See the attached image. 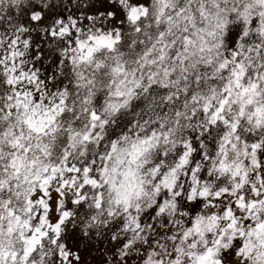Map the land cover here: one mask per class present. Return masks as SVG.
Listing matches in <instances>:
<instances>
[{
  "label": "snow or ice",
  "instance_id": "snow-or-ice-1",
  "mask_svg": "<svg viewBox=\"0 0 264 264\" xmlns=\"http://www.w3.org/2000/svg\"><path fill=\"white\" fill-rule=\"evenodd\" d=\"M96 2L0 0V264H264V0Z\"/></svg>",
  "mask_w": 264,
  "mask_h": 264
},
{
  "label": "rangeland",
  "instance_id": "rangeland-1",
  "mask_svg": "<svg viewBox=\"0 0 264 264\" xmlns=\"http://www.w3.org/2000/svg\"><path fill=\"white\" fill-rule=\"evenodd\" d=\"M107 0H97L96 6L94 8H89L86 10V15H93L97 10L103 11L107 7ZM87 23V21H85ZM68 244L72 248H77L79 246V233L76 235L69 232ZM110 241L105 238H101L97 241L96 247L91 250L90 253H83L85 264H102V260L108 255L107 250L110 248Z\"/></svg>",
  "mask_w": 264,
  "mask_h": 264
}]
</instances>
